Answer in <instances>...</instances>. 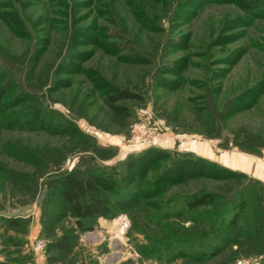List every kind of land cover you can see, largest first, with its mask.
I'll use <instances>...</instances> for the list:
<instances>
[{"label": "rangeland", "instance_id": "obj_1", "mask_svg": "<svg viewBox=\"0 0 264 264\" xmlns=\"http://www.w3.org/2000/svg\"><path fill=\"white\" fill-rule=\"evenodd\" d=\"M74 168L112 183L89 230ZM1 261L264 264V0H0Z\"/></svg>", "mask_w": 264, "mask_h": 264}, {"label": "trees", "instance_id": "obj_2", "mask_svg": "<svg viewBox=\"0 0 264 264\" xmlns=\"http://www.w3.org/2000/svg\"><path fill=\"white\" fill-rule=\"evenodd\" d=\"M125 93H122L120 97H126ZM118 98V97H117ZM116 96H112L110 98L111 102L109 105L116 113H121L123 108L119 106H114V102L117 100ZM114 101V102H113ZM36 114H40V112L36 111ZM157 153V152H156ZM155 153V154H156ZM143 157V156H141ZM130 159L126 163V170L127 172H135V168L138 166V159ZM142 159V158H141ZM192 163L189 160L180 161L177 163L174 168L170 171L173 175H185L188 173H192ZM201 168V167H200ZM110 178H106L105 176L97 175L90 170L81 171L78 168H74L65 174L57 177L56 179L49 182V189L50 191L59 197L61 200L66 202L76 217V222L80 229H90L89 225H85L83 221H88L95 219L100 215H104L109 213L110 207L105 196L102 194V187H110L111 182ZM214 196L210 194H205L201 196L192 197L191 201L189 202V206L198 207L203 204H208L213 200ZM246 200L244 197L240 199V202L237 206L242 208ZM240 210V209H239ZM240 213L237 211L230 219V224H236L237 217ZM15 219H9L8 225L15 224ZM261 241V240H260ZM263 242V241H262ZM54 248L57 250H67L69 248V239L68 237L62 236L54 243ZM183 248H186L183 246ZM220 246L214 245L212 246L211 250L213 249L212 253H216ZM187 251V250H186ZM182 251V252H186ZM205 251L204 249L202 252ZM208 254H203V257H208ZM0 264H12L10 261H1Z\"/></svg>", "mask_w": 264, "mask_h": 264}, {"label": "built area", "instance_id": "obj_3", "mask_svg": "<svg viewBox=\"0 0 264 264\" xmlns=\"http://www.w3.org/2000/svg\"><path fill=\"white\" fill-rule=\"evenodd\" d=\"M123 225H125V224H123ZM42 246H43V245H42L41 241H38V242H37V245H36V248H37V249H41ZM236 264H242V262H241V261H237Z\"/></svg>", "mask_w": 264, "mask_h": 264}]
</instances>
